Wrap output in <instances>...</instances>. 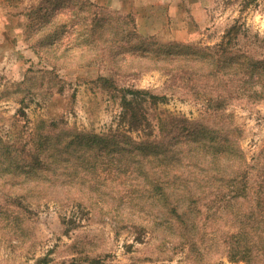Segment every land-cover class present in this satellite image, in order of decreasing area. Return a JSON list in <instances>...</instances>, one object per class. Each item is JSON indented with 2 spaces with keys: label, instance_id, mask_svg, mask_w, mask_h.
<instances>
[{
  "label": "rangeland",
  "instance_id": "1",
  "mask_svg": "<svg viewBox=\"0 0 264 264\" xmlns=\"http://www.w3.org/2000/svg\"><path fill=\"white\" fill-rule=\"evenodd\" d=\"M232 27L225 69L202 61L188 80L199 63L189 56ZM132 89L147 92L145 129L123 116ZM179 118L198 126L195 141L216 147L218 136L239 157L226 150L200 171L179 155L156 172L153 142L132 154L133 142L162 139ZM112 134L125 153L82 151ZM106 157L167 187H125L121 171L107 185V173L89 172ZM238 158L243 194L228 188ZM202 175L210 187H199ZM236 231L252 237L249 261L232 254ZM263 239L264 0H0V264H264Z\"/></svg>",
  "mask_w": 264,
  "mask_h": 264
},
{
  "label": "trees",
  "instance_id": "2",
  "mask_svg": "<svg viewBox=\"0 0 264 264\" xmlns=\"http://www.w3.org/2000/svg\"><path fill=\"white\" fill-rule=\"evenodd\" d=\"M233 34H235V32L233 31V27L229 28L227 30V32L224 35V38L217 43L215 46H211L208 47L206 50H200L199 52H201V54L198 53H194V57L189 56L190 59H196V61H198V64H189V70L191 69V72L194 71V73L198 72V70L203 66L202 61H208L207 66L211 67V73H217L220 72L221 70L225 69L223 67H226L225 64H223L221 61L219 60H224L223 62H225V57L223 56V54L226 51V45L228 44V42L231 40ZM168 60H176L174 57V55L172 54L171 51L167 52V56L165 57ZM194 59V60H195ZM201 61H200V60ZM243 58H241V61H237L236 64H238V66H243L245 68H248L249 64L246 63L243 60ZM212 61V65L211 62ZM219 61V62H218ZM226 63V62H225ZM258 63V62H257ZM255 63V65L257 64ZM227 65V63H226ZM254 65V64H253ZM215 68V70H214ZM240 68V67H238ZM242 68V67H241ZM179 69L181 71H188V67L185 66L183 67V65H181L179 67ZM214 70V71H212ZM251 71V72H250ZM250 74L253 73V69L249 70ZM193 72L190 73L187 76L188 80L190 79H194L192 76ZM257 75L259 76V73H257ZM254 75L250 76L253 77ZM232 79V78H231ZM257 79V77H256ZM237 80H243L244 82L246 81V79H243L242 75H240L239 77H237ZM130 89V88H129ZM254 89V88H252ZM121 91V90H120ZM131 91V90H130ZM133 96L131 98L122 100V103L124 105V117L127 119V122L129 124L128 128H132V129H141L142 127L145 129V124L148 123V119L146 117V113L145 110L143 108L142 111V104H143V100H146V98L143 96L142 97V93L143 95L145 93H147L146 91H143L141 89H132ZM261 92H263V90L261 89ZM156 95L155 94H150L149 98L154 100V97ZM137 99H141V102H138ZM211 99V97H210ZM153 102V101H152ZM172 121H174L175 126L174 127H170L165 131V128H161L160 132L161 135H163V138L161 139V137L158 140H146V141H140V142H133V146L129 147V149H131L132 154L134 155V152L138 153L140 155V159L144 156L145 151H144V146L146 143L149 142H153V144L149 145L150 147L156 148V151L154 153H150L151 157H154L156 159H158L159 161L157 163H152L153 168L152 171H160V169H158L160 167V165H167V168L172 167L173 165L177 164V160H179L180 157L179 155H186V158H193V163H183L181 162L179 165L180 166H191V168H196L200 171H203L202 168L200 166L199 162H203L206 164V167H213L216 163H218L222 158H229L231 157V155H226V150L233 154V157H239L236 155V151L234 152L233 149H230L229 144L231 143V141L229 142V144H225V142H222L219 140L218 136H215V141L217 143L216 147L213 146V142H212V138H205V139H197V141H195L196 139H193V135H194V131L197 132L198 130V126H193L191 127V122H188V119H184V118H179V119H172ZM174 125V124H172ZM189 128V134L191 135H185L182 136L183 133V128ZM179 128V129H178ZM173 132V133H172ZM119 133V132H118ZM122 134V133H120ZM150 131H147V135H150ZM151 136V135H150ZM149 136V137H150ZM106 140L108 141L107 144L103 143L101 140L98 142H96V139L93 138L92 143L89 141L87 143H85V145L81 148L84 149L82 150L84 151H90V153H100L101 154H109V153H125L127 150L122 148V147H118L121 145V141H120V136L118 134L115 135H109L107 137H105ZM149 139V138H148ZM227 138H224V140H226ZM198 142V143H197ZM97 143V144H96ZM160 144L159 146L157 145ZM112 144H116V146H112ZM96 145H98L99 147L96 148ZM111 147V148H110ZM225 147V149H224ZM227 148V149H226ZM95 149H98L95 151ZM119 150V151H118ZM94 151V152H93ZM197 152L198 155H200V158L203 159L202 161H199L198 158L195 157V153ZM169 156H172L173 159V163H169L166 164L164 163L163 160H166V157L168 158ZM116 157V156H115ZM111 158L106 157L104 160H101V163L96 164H89V172L92 173H96V172H105L108 174H106V178H108V180H106V182L108 183L107 185H109L112 182L116 181V176L115 173L116 171L118 172H122V177L126 178L125 180L121 181L122 184L125 187H142V186H146V187H153L152 191H156V190H164V187H167V181L166 179H163L162 181H157L155 183L151 182H147V181H143L142 179H138V178H142L145 175V169L139 168L137 169V166H134V163L130 162V160H128L126 163H120L119 165L113 166L110 165L108 161H110ZM112 161V159H111ZM176 161V162H175ZM197 161V163H196ZM235 168H239L241 170H236L233 175H231V177H227L230 179V186L228 187L229 190L231 189L232 191H239L241 190V193H245L247 190V187H235L236 186V182L237 181H242L244 184L243 179L245 178V167L243 164V169H242V165H241V159L238 158L236 160H233ZM139 163V160H138ZM227 164L230 165L229 162H227ZM140 166V165H139ZM97 167V168H96ZM142 167V166H141ZM150 170V168L148 169ZM212 170V171H211ZM204 171H211L214 172L216 175L219 176H224L226 178L225 174L219 173V171L217 169H204ZM204 175H202V178L200 179V181L198 182L199 187H210V184L212 182H207L205 180H203ZM165 178V177H163ZM225 178L219 179V181H225ZM226 178V181H227ZM164 182V184H163ZM212 187V186H211ZM214 187V186H213ZM217 187V186H216ZM210 199V198H209ZM220 206V204H219ZM221 207V206H220ZM173 208H175V205H173ZM181 215H184L185 212L182 211L180 213ZM232 237L234 238V253L232 254H238L239 258H244L247 259L248 261L250 260L249 257L252 254V249L254 247L253 244H251V240L252 237L249 235L247 241H242L244 236L242 232L236 231L235 233L232 234ZM264 246V239L262 240V243ZM233 246V245H232ZM241 246V247H240Z\"/></svg>",
  "mask_w": 264,
  "mask_h": 264
}]
</instances>
